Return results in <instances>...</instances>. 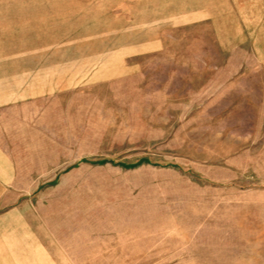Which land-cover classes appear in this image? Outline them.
<instances>
[{"label":"rangeland","instance_id":"rangeland-1","mask_svg":"<svg viewBox=\"0 0 264 264\" xmlns=\"http://www.w3.org/2000/svg\"><path fill=\"white\" fill-rule=\"evenodd\" d=\"M2 1L32 23L2 34L1 139L50 264H264V0Z\"/></svg>","mask_w":264,"mask_h":264},{"label":"crops","instance_id":"crops-1","mask_svg":"<svg viewBox=\"0 0 264 264\" xmlns=\"http://www.w3.org/2000/svg\"><path fill=\"white\" fill-rule=\"evenodd\" d=\"M2 7L3 1L0 0V8ZM31 23H4L0 19V56L21 54L4 51L2 41L13 37L4 38L2 34L10 33L12 25L19 28ZM2 134L0 125V264H50V244L41 237L34 213L25 212L22 202L20 203V193L16 186L18 166L12 155L4 149Z\"/></svg>","mask_w":264,"mask_h":264}]
</instances>
